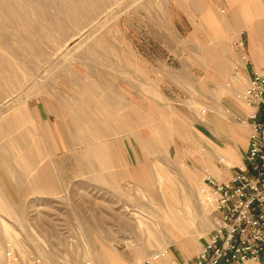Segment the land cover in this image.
Segmentation results:
<instances>
[{"label":"rangeland","instance_id":"rangeland-1","mask_svg":"<svg viewBox=\"0 0 264 264\" xmlns=\"http://www.w3.org/2000/svg\"><path fill=\"white\" fill-rule=\"evenodd\" d=\"M9 2L18 7V20L10 17L5 9L0 13V55L12 64L20 78L9 84L8 90L0 97V243L3 246L0 264H11L6 256L8 250L22 255V260L14 264H28V257L33 254L41 255L52 264H85L86 261L94 264L97 242L110 243L127 257L133 258L134 254L136 264H142L154 251L168 248V245L173 247L175 242L203 240L214 228L212 210L204 201L205 178L212 175L224 180L209 167L202 169L200 164V159L209 152L206 141L199 139L198 129L210 110L209 95L205 89L193 91L192 83L182 90L170 81L182 68L176 54L178 41L183 38L171 21V10L175 13L172 2ZM134 51L142 57L135 59ZM130 59L137 63L130 64ZM146 68L152 72L150 88L153 98L168 105L170 117L179 113L189 119L186 126L179 125L180 139H168L167 153L158 151L148 155L144 148L140 150L134 139H121L125 141L122 148L127 147L125 153L137 166V172L143 173L147 185L141 181H126L122 176L120 185L116 183L115 189L110 190L113 186L108 178L98 182L92 174L73 175L69 180L72 191L53 193L55 195L35 192L31 188L29 191L24 188L25 192L21 193L18 191L17 162L29 158V153L45 154L33 161L36 166L25 170V182H32L34 171L45 173L44 166L50 161L44 159V155L47 157L50 151L58 158L54 161L57 167L51 171L57 182L59 178L65 179L66 172L60 155L64 152L74 155L94 146L67 147L64 139H56L57 143L50 148L48 141L43 139L42 135L46 133L48 136L51 131L55 117L59 130L57 136L61 138L70 123L66 118L81 114V111L67 113L64 109L66 102L79 103V91L83 86L85 91L89 88L93 93L91 98L94 100L96 89L101 85L106 91H112L116 83L127 88L130 72L132 75L136 73L138 79ZM133 77L134 82L135 75ZM158 77L163 79L161 83ZM226 88L232 90L231 86ZM49 103L54 107L60 104L63 109L56 115L54 112L50 114L54 120L49 118ZM96 105L95 101L89 107L96 108ZM204 108L207 113L202 114ZM222 110L225 114V107ZM96 112L86 113L89 119L92 117L90 121L96 120ZM118 114L121 115L117 113L116 119L120 116ZM229 120L233 125L245 124L236 118ZM141 131L146 129L141 128ZM186 135L190 139H186ZM126 136L128 133L121 135ZM215 162L231 175L243 165L239 160L231 165L224 158ZM47 173L48 170L44 175H50ZM108 216L114 218L110 222H114L116 238L96 241L92 238L98 231L96 217L107 219ZM107 225L108 222L103 227Z\"/></svg>","mask_w":264,"mask_h":264},{"label":"crops","instance_id":"crops-1","mask_svg":"<svg viewBox=\"0 0 264 264\" xmlns=\"http://www.w3.org/2000/svg\"><path fill=\"white\" fill-rule=\"evenodd\" d=\"M168 2H172L175 7V13L173 9L171 10V21L176 31L183 37L182 41H178L179 50L176 54L182 68L177 70V75L172 76L170 81L182 90L192 83L193 91L199 92L205 89L209 95L210 110L206 119L201 121L202 124L198 127L201 134L199 139L206 141L205 145L209 152L200 159V164L202 169L207 166L218 178L228 180L237 170L231 175L226 170L219 168L215 161L224 158L231 165L234 162L237 163L238 160L243 164L248 162L251 128L248 124L233 125L229 118L237 116L245 118L251 113L252 108L247 106L238 94L246 87L253 71H258L264 76V0H168ZM169 15L170 12H168ZM241 31L245 33L246 51L250 58V64L243 67L241 78L236 80L235 84L231 86L232 90L228 91L227 82L231 79L234 66L239 62L242 53L241 49L232 45V41L238 37ZM133 53L135 59L142 57L136 51ZM129 63L136 64L137 62L130 59ZM151 74L152 72H148L147 68L146 71H141L138 83L136 73L133 82L134 75L130 72L131 80L127 88H121L120 83H116L112 91H106L101 85L102 87L96 89V100L91 98L94 95L88 90L89 88L85 91L83 86L79 91V95H81L79 103L66 102L64 104L67 113L81 111V114L69 115L66 118V121L69 119L70 123L65 135L61 138L57 136L59 135L58 127H56L57 118L55 117V121L50 114L54 112L56 115L63 109L59 107L60 104H56L54 107L52 103H49L47 111L49 118L54 120V122L52 121L54 124L52 123L53 126L50 127L51 131L48 136H45L46 133H44L42 137L48 141L50 148L55 146L56 139H64L67 147L73 145L94 146L87 151L74 153V155L69 152L60 155L59 159L64 161L61 164L66 172L65 179L59 178L57 182L51 171L57 167V162L54 161H57L58 158L51 151L47 157L44 155V159L50 161L45 164L44 172L46 173L48 170L47 174L50 173V175L34 171L32 182L30 180L25 182V170L34 167L35 162L33 163V161L45 154L41 152L29 153V158H22L23 163L17 162L18 191L21 193L25 192L24 188L28 191L31 188L35 192L55 195L72 191L69 180H72L73 175L89 176L92 174L95 175L98 182L108 178L113 186L110 190H114L117 184L120 185L122 176L126 177V181H141L143 185H147L143 173L137 172V166L133 165L125 153L124 149L127 150V147L122 148L121 145L125 144V141L121 139H134L136 144H139L140 150L144 148L148 155L151 152L154 155L160 151L167 153L169 150L168 139H180L178 136L182 135V132L179 125L186 126L189 122L187 117L184 118L179 113L170 117L168 105H163L161 100L153 98L150 88L152 83L150 81L153 80ZM158 79L159 83L163 80L159 77ZM95 101L96 108H90L89 106ZM223 107H225V114L228 117L223 113ZM90 111H97L96 120L90 121L92 117L89 119L86 114ZM177 111L176 108L175 112ZM115 113H121V115L118 114L120 116L116 119ZM59 118L62 117L59 115ZM115 119L118 120L117 123ZM141 128L146 131H141ZM123 132L128 133V136L121 137ZM76 133L81 136L77 137ZM187 137L186 135L185 138L190 139ZM94 148L96 149L94 150ZM144 155L148 156L145 153ZM104 185H102L103 188H105ZM98 186L101 187V183H98ZM81 188L85 189V187ZM96 218L98 231L92 238L96 241L115 239L116 232L112 226L114 222H110L114 218L112 216H108V220ZM105 222H108L107 227H103ZM210 234L197 242L178 241L174 243L173 247L168 245L169 255L161 263L163 264L169 259H177L184 263L193 261L203 245L209 240ZM189 244H191L190 249ZM96 248L94 264H136V255L132 254L133 258L121 255L110 243L97 242ZM2 250L3 246L0 243V253ZM246 264H264V257L258 261H248Z\"/></svg>","mask_w":264,"mask_h":264},{"label":"built area","instance_id":"built-area-1","mask_svg":"<svg viewBox=\"0 0 264 264\" xmlns=\"http://www.w3.org/2000/svg\"><path fill=\"white\" fill-rule=\"evenodd\" d=\"M244 34L241 31L232 41L242 53L228 86H233L241 78L243 67L250 64ZM238 96L252 108L247 117H236L251 128L248 162L239 166L228 180L220 181L212 175L205 178L204 201L211 208L214 220L209 240L193 261L169 259L163 264H246L264 257V76L253 71ZM205 113L206 108L202 110ZM20 254L8 250L6 256L14 264L22 260ZM168 255V248L154 251L142 264H162ZM28 261V264H52L39 254L28 257Z\"/></svg>","mask_w":264,"mask_h":264},{"label":"bare ground","instance_id":"bare-ground-1","mask_svg":"<svg viewBox=\"0 0 264 264\" xmlns=\"http://www.w3.org/2000/svg\"><path fill=\"white\" fill-rule=\"evenodd\" d=\"M9 3V0H0V13L5 9L6 12H9V16L14 17L17 21L18 13L16 11L18 7L12 5V3H10V6ZM19 78L20 77H18V74L13 69L12 64H10L5 57L3 58L2 55H0V97L6 90H8L9 84L18 81Z\"/></svg>","mask_w":264,"mask_h":264}]
</instances>
